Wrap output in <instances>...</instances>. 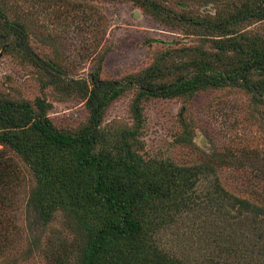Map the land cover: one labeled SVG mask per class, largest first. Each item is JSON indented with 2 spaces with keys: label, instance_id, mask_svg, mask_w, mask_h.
Listing matches in <instances>:
<instances>
[{
  "label": "rangeland",
  "instance_id": "rangeland-1",
  "mask_svg": "<svg viewBox=\"0 0 264 264\" xmlns=\"http://www.w3.org/2000/svg\"><path fill=\"white\" fill-rule=\"evenodd\" d=\"M155 1L193 17L232 9L231 0ZM0 13V98L43 100L48 117L62 130H75L85 121L84 103L76 94L68 97L45 86L48 76L5 23L26 31L29 48L62 70L65 84L88 81L98 68L101 79L118 80L147 68L167 47L196 43L130 2L0 0ZM133 94L107 108L106 131L133 124ZM141 108L139 156L196 169L184 209L168 211L166 221L155 219L162 222L153 233L158 250L184 264H264V218L239 202L264 205V105L227 87L189 98H148ZM34 186L23 160L0 146L5 201L0 264H76L77 229L60 212L46 224L40 221L27 203Z\"/></svg>",
  "mask_w": 264,
  "mask_h": 264
},
{
  "label": "trees",
  "instance_id": "trees-1",
  "mask_svg": "<svg viewBox=\"0 0 264 264\" xmlns=\"http://www.w3.org/2000/svg\"><path fill=\"white\" fill-rule=\"evenodd\" d=\"M104 1L133 3L196 43L167 47L147 68L118 80L101 79L98 68L88 81L65 84L62 70L29 48L26 31L5 23L48 76L45 86L68 97L76 94L86 117L75 130H62L48 117L43 100L0 98V146L19 156L33 175L35 186L27 203L36 217L46 224L60 212L77 229L76 264H184L158 250L153 233L162 223L155 219L166 221L168 211L184 209L196 169L146 162L139 156L141 104L148 98H189L229 87L264 105V0H231L230 12L197 17L155 0ZM131 91L133 124L106 131L107 108ZM239 202L264 218V205ZM4 204L0 195V229Z\"/></svg>",
  "mask_w": 264,
  "mask_h": 264
}]
</instances>
